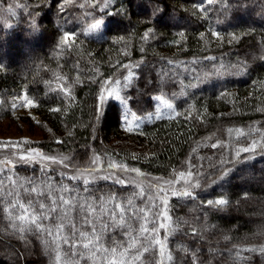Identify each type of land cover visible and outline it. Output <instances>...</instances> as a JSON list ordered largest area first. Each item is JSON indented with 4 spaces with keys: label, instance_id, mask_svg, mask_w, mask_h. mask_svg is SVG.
Wrapping results in <instances>:
<instances>
[{
    "label": "trees",
    "instance_id": "1",
    "mask_svg": "<svg viewBox=\"0 0 264 264\" xmlns=\"http://www.w3.org/2000/svg\"><path fill=\"white\" fill-rule=\"evenodd\" d=\"M96 19L101 28L85 35ZM113 89L127 103L107 98ZM22 95L37 123L13 115ZM155 99L171 113L140 122L146 149L121 143L123 108L142 120ZM1 122L2 134L38 133L22 146L67 156V169L93 154L104 171L147 185L85 184L36 162L0 168V264H264V0H0ZM180 173L194 180L192 195L154 199L172 192L157 179ZM60 196L73 207L66 218L45 208L44 230L13 219L17 201L39 215ZM218 199L227 203L207 204ZM142 225L157 230L163 256Z\"/></svg>",
    "mask_w": 264,
    "mask_h": 264
},
{
    "label": "rangeland",
    "instance_id": "2",
    "mask_svg": "<svg viewBox=\"0 0 264 264\" xmlns=\"http://www.w3.org/2000/svg\"><path fill=\"white\" fill-rule=\"evenodd\" d=\"M107 98L113 99L119 103H121L119 100L114 99L112 97H109L107 95ZM30 99L26 97L25 95L19 96L14 98L12 101V109H13V115H19L22 117H28L35 123L39 121L38 115L36 113V105L32 101L31 105H28V101ZM154 109L151 113L144 116V118L141 120L140 118H135L132 115L129 114V112L123 108L124 111V117L126 120V125L123 129L116 132L118 137L120 138V142L123 144H130L139 146L142 149H146L147 143L145 142L144 137L139 131V125L141 121H150L153 117H159L161 115H168L171 113V109L168 107V104L163 99H155ZM5 126L4 123H0V128H3ZM4 129V128H3ZM1 130V129H0ZM2 131V130H1ZM21 132L18 134L14 133H0V168L5 167L7 165H15V163L18 162H28V163H39L41 165H48V167H52L53 165H60L58 166L60 168V171H66V177H78V179H81L83 181L87 180L88 182H95V181H123L121 184L137 187L143 190L142 186H146L147 184L140 181L139 175L137 173H131V172H119L118 170L122 168H116L113 167L110 169L112 171H104L101 159L96 155H91L87 161L81 165H73L76 168L73 169H67L64 165H71L68 161L67 156L62 154H43L40 150L34 148L28 147L24 148L22 146L25 142H34L38 141L40 139L38 133L31 135L26 131V129H21ZM21 157H25L22 159ZM44 157L54 158L55 161L53 162V159H44ZM64 164V165H63ZM79 167V168H78ZM63 176L64 174L61 173ZM147 178H150L151 180L154 179L153 177L146 176ZM156 182H159L160 184H163L165 189L169 188L171 194H167L166 191L157 190L159 191L158 194L154 193V199L161 203H166L171 196H175L172 193L173 192H179L187 190L189 191L194 185V180L191 177H181L177 176L174 179H165L160 180L157 179ZM118 183V182H117ZM193 183V185H192ZM173 189V190H172ZM180 196V195H179Z\"/></svg>",
    "mask_w": 264,
    "mask_h": 264
},
{
    "label": "snow or ice",
    "instance_id": "3",
    "mask_svg": "<svg viewBox=\"0 0 264 264\" xmlns=\"http://www.w3.org/2000/svg\"><path fill=\"white\" fill-rule=\"evenodd\" d=\"M67 2H69V0H65V3H67ZM209 2H211V0H209ZM61 10H63V6H61ZM103 23H104V21H102L100 19H96L94 23L89 25L88 30L85 32V35H87L89 33H92V32H95V31H98L101 28ZM213 35H217V34L213 33ZM71 41H73V34L69 33V32H65L63 37H62L61 44L67 45ZM130 77H131V73L129 74V77L126 78L127 83H131ZM125 86H127V85H125ZM108 95H109V97H112L114 99L119 100L122 104L123 103H127V98L121 97L120 93L118 91L114 90V89L111 90V91H108ZM99 99H100L101 103H103L105 101L106 97L102 94ZM27 103H28V105H31L32 101L29 100ZM168 107L171 108V105L168 104ZM55 110L56 109H53V111H55ZM98 110H99V106H98ZM217 146L218 145H216V144L212 145V147H217ZM255 147H256V145L253 144V146L251 148L246 147V148L241 149L240 151H242V152H250V151L255 150ZM237 155H239V152L237 153ZM21 158L24 159L25 157H21ZM44 159H53V162H57V161L54 160V158L44 157ZM188 175L191 176V173H189ZM180 176L183 177L184 173H180ZM72 179H78V177H72ZM117 182L118 183H123L122 180L121 181H117ZM84 183L87 184L88 181L85 180ZM29 191H30V193H36L37 195H42L43 194L35 187L31 188ZM63 191H67V188L63 189ZM173 195L191 196L192 193L190 191L184 190V191H179V192H173ZM226 203H227V201L224 200V199H218L216 201H212V200L207 201V204L209 206L224 205ZM52 204L55 205V207H48V205L46 203H40L39 204V208H40L41 211H40V214L37 215L35 212H29L28 211V208L31 207V201L28 202L27 206L25 204L20 203L19 201H17L15 204L12 205V207H14V208L18 207L19 209H21V212H20L19 215L14 216L13 219L15 221L19 222V226L21 227V230H24V227L29 225V224L35 225V228L37 230H44L43 229V225L41 224L40 221L43 220V219H48L49 218V215H46L44 213V209L45 208H48L49 214L62 210L64 212L65 218H66L67 213L69 211H71V209L73 207L72 201L70 199L64 198L63 196H60L58 199H53ZM129 205H131V201H129ZM78 207H79V209L81 211H87V213L89 215H91L94 212V209H93L92 205H90V204H81V205H78ZM132 211H133V213H135L136 210L133 209ZM139 211L140 212H145L146 210L139 209ZM160 215L164 219H170V217H168L165 213H161ZM144 219L147 220V216L146 215H145ZM121 223L122 224H126V222L123 221L122 217H121ZM16 226H17L16 224H13V227H16ZM160 227L161 228H165L166 225L164 223H161ZM167 227L169 229H171V225H167ZM63 228H64V224H63V222H61L59 225H57V232H60ZM47 231H48L49 235L52 234L51 230H47ZM141 232L148 233L150 236H152L154 243L157 244V245H160V255L163 256L164 245L161 243V241L158 238H156L158 236L157 230L156 229H151L150 230L146 225H142L141 226ZM169 234H171V232H169ZM81 235L84 236L83 233H81ZM65 242H68V241L66 240ZM90 244H93V241H92V239L89 238V243L85 244L84 247L87 248V247H89ZM142 247H143V252H139V254L135 257L136 260H139L141 258V256H143L144 253H147L150 250H152L153 242L149 241L148 246H142ZM105 251H107V250H105ZM112 251L115 252L114 249ZM261 252H264V248L261 249ZM169 259H171L170 256H169Z\"/></svg>",
    "mask_w": 264,
    "mask_h": 264
}]
</instances>
